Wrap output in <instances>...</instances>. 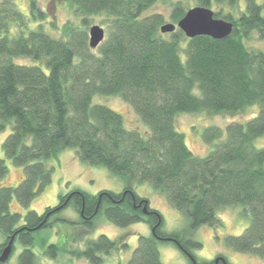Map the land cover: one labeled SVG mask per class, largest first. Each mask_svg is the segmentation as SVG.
Segmentation results:
<instances>
[{"label":"trees","instance_id":"trees-1","mask_svg":"<svg viewBox=\"0 0 264 264\" xmlns=\"http://www.w3.org/2000/svg\"><path fill=\"white\" fill-rule=\"evenodd\" d=\"M161 1L71 0L81 25L67 22L57 37L45 29L48 13L37 0L30 1L28 16L16 0H0V133L10 129L0 158V257L13 240L9 260L0 264H40L37 243L47 258L65 254L104 264V256L127 250L129 243L126 236L89 238L101 214L118 227L149 225L151 235H139L126 264H166L159 241L175 244L191 264H215L195 256L203 244L194 239V231L216 227L221 223L218 212L234 206H241L251 223L241 235L226 236L225 243L237 252L264 257V147L256 146L264 136V49L247 46L255 36L264 43V3L244 0L241 8V0H198L197 6L234 24L230 36L216 40L189 39L179 29L162 34L164 16H144ZM172 5L171 19L177 24L189 9L182 0ZM97 16L106 18L109 33L92 50L86 30ZM96 95L120 97L150 136L127 128L124 116L108 106L93 105ZM254 105L259 113L244 123L204 128L202 140L213 147L204 157L191 151L176 128L181 114L236 116ZM71 148L82 162L119 176L123 192L76 190L60 194L58 205L42 213L13 212L14 199L28 208L53 182L55 169L46 161ZM7 160L24 170L15 187L2 184L9 174ZM146 183L187 218L184 228L163 231L161 213L135 191ZM69 207L78 220L63 216ZM59 225L83 232L71 238L63 232L65 241L58 243L42 236ZM17 242L22 250L12 263ZM217 259L230 264L222 255Z\"/></svg>","mask_w":264,"mask_h":264},{"label":"rangeland","instance_id":"rangeland-1","mask_svg":"<svg viewBox=\"0 0 264 264\" xmlns=\"http://www.w3.org/2000/svg\"><path fill=\"white\" fill-rule=\"evenodd\" d=\"M31 0H16L19 10L25 15H29V4ZM41 10L48 13V19L44 22V27L48 33L60 37L62 29L67 22L74 26L81 25V18H77L71 0H37ZM178 0H165L155 4L145 12L144 16L152 14H162L166 23H173L172 10L173 2ZM186 9L197 7L198 0H182ZM241 8H244V0L240 1ZM263 4L264 0H257ZM236 16L238 13L235 11ZM105 17L97 16L92 20L90 27L86 30L89 41V31L92 26L99 25L105 30V39L109 33V23ZM56 23V27L52 23ZM35 25H33L34 27ZM166 36L169 33L165 34ZM247 46L252 49H264V43L260 42L258 37H253L247 41ZM185 59V56H182ZM17 63L31 64L29 59H16ZM197 94L198 91H195ZM100 104L108 106L124 116L127 128L139 131L144 137L151 134L150 129L141 122L133 108L125 103L120 97L96 95L93 98V105ZM260 107L254 105L249 107L242 114L236 116L219 115L209 116L206 112L195 114H181L177 117L176 128L179 132L185 134L186 142L191 151L200 157L206 156L212 146L206 145L202 140V132L208 126H219L223 129L232 122H246L259 113ZM9 130L0 133V158H4L2 152V143L9 134ZM257 147H264V136L257 139ZM49 168H54L53 182L45 189L43 193L37 196L28 208H21L16 199L11 204L13 212H20L25 215L29 210H35L42 213L48 206H56L59 203L60 194L81 190L88 194L97 195L101 191H111L115 193L123 192L125 184L123 180L103 166H91L82 162L74 148L67 149L59 156L46 161ZM9 174L3 181L4 186H17L24 177L23 168L14 166L11 161L7 160ZM137 195L149 201L151 209L158 210L164 219L163 231L173 232L184 228L188 220L179 211L174 209L167 201L166 197L156 191L150 184H138L135 186ZM241 206L228 207L218 212L221 223L216 227L203 226L194 231V239L203 244V248L194 251L195 256L200 261L216 260L220 255L224 256L230 264H264V257L249 255L237 252L225 243V237L228 235H241L250 225V216L242 214ZM64 217L70 220H78L79 216L71 207L67 208ZM70 234L69 238L78 236L83 232L80 230L69 229L64 225H59L54 229L44 230L42 236H49L50 243L64 242L65 237L62 233ZM101 234H105L112 239H120L126 236L129 248L125 251H114L111 255L104 256V264H126L133 250L138 245L139 235H151V229L148 224L136 223L128 227H118L112 224L104 214L99 215L95 220V228L89 234V238L96 239ZM41 235V234H40ZM38 241V237L36 238ZM76 246V245H74ZM83 247V244H82ZM17 253L11 259L16 263L18 254L22 250L19 242L16 243ZM158 248L161 260L166 264H191L189 258L173 243L158 242ZM37 253V260L40 264H91L87 260L73 259L68 255L61 254L57 259L47 258L42 255V249L39 244L34 248Z\"/></svg>","mask_w":264,"mask_h":264},{"label":"water","instance_id":"water-1","mask_svg":"<svg viewBox=\"0 0 264 264\" xmlns=\"http://www.w3.org/2000/svg\"><path fill=\"white\" fill-rule=\"evenodd\" d=\"M234 24L232 22L217 19L214 12L205 7L197 6L187 11L185 16L177 24L166 23L161 26L162 34L173 33L176 29L181 30L187 38L192 39L198 36H209L216 40H222L230 36L233 32ZM105 30L95 25L89 31V47L92 50L97 49L105 41ZM144 212L147 213L146 208ZM13 240L4 249L0 262L6 263L12 253ZM216 259L215 264L219 263ZM224 262V260L222 259Z\"/></svg>","mask_w":264,"mask_h":264}]
</instances>
